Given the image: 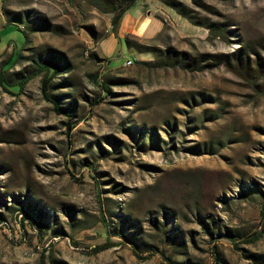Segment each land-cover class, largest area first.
Segmentation results:
<instances>
[{"label":"rangeland","instance_id":"obj_1","mask_svg":"<svg viewBox=\"0 0 264 264\" xmlns=\"http://www.w3.org/2000/svg\"><path fill=\"white\" fill-rule=\"evenodd\" d=\"M110 3L0 0V264H264V0Z\"/></svg>","mask_w":264,"mask_h":264},{"label":"trees","instance_id":"obj_2","mask_svg":"<svg viewBox=\"0 0 264 264\" xmlns=\"http://www.w3.org/2000/svg\"><path fill=\"white\" fill-rule=\"evenodd\" d=\"M137 2V0H114V3H110L108 12L112 13V18H111V26L113 29H115L122 16L124 15V13L129 10L135 3ZM5 15L8 14V12H4ZM181 15H183L181 12H179ZM8 22L11 24H17L22 22V17L16 13L14 15H11L8 18ZM41 24V23H40ZM41 27H46L44 24H41L40 26H37V28H41ZM33 29V28H31ZM126 43L129 47L135 48L138 44H136L135 42H133L130 39H126ZM19 55V54H17ZM36 64V69L31 72L28 76L23 77L22 80L20 81V83L18 84V86H20V88L27 83L32 77L38 75L39 73H44L45 77L43 82H42V88L41 91L43 93V95L45 96V98L47 99V101L51 102L54 106L55 111L57 112H63L67 117H73L74 115V110L73 108L71 109L70 107L67 109H64L62 107H59L57 101L51 99L48 95V87L50 85V82L52 81V78L60 71L61 67H63V65H65V62L59 58V57H54L51 54H47L44 57H39L37 60L34 61ZM105 90L108 91V87H105ZM90 164H88L89 166ZM91 167V166H90ZM94 171V169H93ZM263 207H264V203H263ZM20 211H23V209L21 208ZM255 238H252V241H254ZM251 241V242H252ZM109 247L108 244H104L102 246H99L95 249V252H99V251H103L105 249H107Z\"/></svg>","mask_w":264,"mask_h":264},{"label":"crops","instance_id":"obj_3","mask_svg":"<svg viewBox=\"0 0 264 264\" xmlns=\"http://www.w3.org/2000/svg\"><path fill=\"white\" fill-rule=\"evenodd\" d=\"M149 25H150V24H147V23H146V26L144 25V28H142L141 31L137 32V34H138V35H142V38H143V37H150V36H152L153 34H155L157 31H159V28H160L159 24H155V25L152 27V30L148 33ZM146 28H148V29H147V32H146ZM107 37H110V38H112L113 40L115 39V37H114L113 34H111L110 36H107ZM110 43H113V42H110ZM109 45H110V44H109ZM108 47H109V46H108Z\"/></svg>","mask_w":264,"mask_h":264},{"label":"bare ground","instance_id":"obj_4","mask_svg":"<svg viewBox=\"0 0 264 264\" xmlns=\"http://www.w3.org/2000/svg\"><path fill=\"white\" fill-rule=\"evenodd\" d=\"M131 64H132V61H127V62H125L124 66H129Z\"/></svg>","mask_w":264,"mask_h":264},{"label":"built area","instance_id":"obj_5","mask_svg":"<svg viewBox=\"0 0 264 264\" xmlns=\"http://www.w3.org/2000/svg\"><path fill=\"white\" fill-rule=\"evenodd\" d=\"M127 61H130V60H127ZM127 61H125V62H127Z\"/></svg>","mask_w":264,"mask_h":264}]
</instances>
